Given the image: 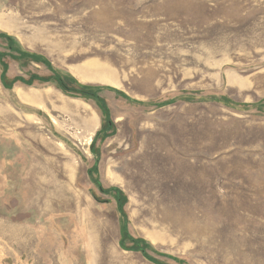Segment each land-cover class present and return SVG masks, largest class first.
<instances>
[{
  "label": "rangeland",
  "instance_id": "374dc122",
  "mask_svg": "<svg viewBox=\"0 0 264 264\" xmlns=\"http://www.w3.org/2000/svg\"><path fill=\"white\" fill-rule=\"evenodd\" d=\"M2 35L0 264H155L112 188L160 263L264 264V0H0ZM56 74L107 133L20 81Z\"/></svg>",
  "mask_w": 264,
  "mask_h": 264
},
{
  "label": "trees",
  "instance_id": "16d2710c",
  "mask_svg": "<svg viewBox=\"0 0 264 264\" xmlns=\"http://www.w3.org/2000/svg\"><path fill=\"white\" fill-rule=\"evenodd\" d=\"M0 38H3L7 41L8 43V48L10 49V51L14 52V53H20L19 50H16L13 48L14 42L12 40V38L8 37V36H0ZM3 54L0 53V59H1V64L4 68V73L7 72V65L4 64L2 62V58H3ZM26 58H30L32 59V61L36 62V63H40L42 65L46 64L48 67L50 66L49 63H47L46 60L41 59L37 56H27L25 55V53H21V59H26ZM50 68V67H49ZM3 80L5 79V75H3ZM22 83L26 84V85H32L34 81H39L42 83H50V82H55L58 84V86L64 90L67 93L82 97V98H86V99H91L96 101L103 109L104 114H105V125L103 126V129L101 130V133H107L108 130H110V128L112 126H110V110L107 106V104L105 103V100L103 98H101V92L103 91L101 88H97V87H91V86H84L79 84L77 81H75L73 78H69V76H59L58 74L54 75L51 78L48 79H43V78H38V77H32V79L30 81H25V80H20ZM16 81H14L15 83ZM222 100H219V102H221ZM226 101V99H225ZM94 171H96V168L94 169ZM93 171V172H94ZM90 173L92 174V171H90ZM102 192H105L106 190L100 188ZM114 193L115 195V199L117 201V211L118 213L122 214L123 219L121 217V219L123 220V226L125 228H127V218L125 216V212H124V207H125V203H126V198L124 193L118 189V188H112L109 189L107 193ZM97 200V198H95ZM124 228V240L129 241L133 247L130 248L131 251H136L141 253L144 257H146L147 259H149L150 261H152L155 264H163L160 263L159 261L151 258L147 251H148V245L146 244V242H144L143 240L140 239H133L129 236V234L126 232Z\"/></svg>",
  "mask_w": 264,
  "mask_h": 264
}]
</instances>
